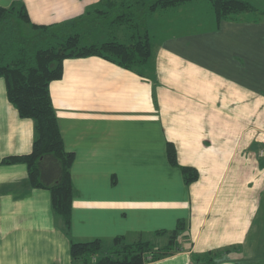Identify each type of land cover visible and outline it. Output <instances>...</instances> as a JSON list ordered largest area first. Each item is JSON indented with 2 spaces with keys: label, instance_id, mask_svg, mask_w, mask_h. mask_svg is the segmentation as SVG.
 Masks as SVG:
<instances>
[{
  "label": "crops",
  "instance_id": "1",
  "mask_svg": "<svg viewBox=\"0 0 264 264\" xmlns=\"http://www.w3.org/2000/svg\"><path fill=\"white\" fill-rule=\"evenodd\" d=\"M98 1L21 0L45 25ZM247 1L262 13L217 23L208 0H190L145 14L152 52L142 74L98 56L63 61L49 88L74 153L70 232L49 191L28 185L25 164H0V264H71V240L118 235L160 247L168 236L154 231L179 219L180 250L144 264H204L192 254L225 248L215 264H264V0ZM33 136L0 77V160L28 153ZM168 141L179 165L198 170L188 185L166 157Z\"/></svg>",
  "mask_w": 264,
  "mask_h": 264
},
{
  "label": "trees",
  "instance_id": "2",
  "mask_svg": "<svg viewBox=\"0 0 264 264\" xmlns=\"http://www.w3.org/2000/svg\"><path fill=\"white\" fill-rule=\"evenodd\" d=\"M188 1L99 0L78 17L49 25L31 22L21 0H12L9 7L0 6V77L4 79L8 101L21 118L31 119L34 126L31 150L5 156L0 164H25L28 185L49 191L52 211L62 219L67 235L76 193L71 178L74 153L65 149L50 95V83L62 76L63 61L67 58L98 56L142 74V69L150 63L152 52V40L143 24V16ZM208 1L217 23L239 13H262L247 0ZM100 19L105 22L107 30L125 29L128 40H118L115 34L110 35V30L105 39H100L99 35L94 40L85 41V33L93 34ZM23 24L34 30L29 39L21 34ZM103 30H96V33ZM165 152L169 163L180 168L185 184L198 178L195 167L178 164L172 142L166 143ZM184 229L185 221L179 219L172 230L154 231L155 235L168 236L167 243L160 247L149 240L127 242L122 235L115 236L108 244L98 238L71 240V264H144L148 260L164 258L180 250L178 239ZM228 251L225 248L202 256L193 253L192 259L215 264L218 254Z\"/></svg>",
  "mask_w": 264,
  "mask_h": 264
},
{
  "label": "rangeland",
  "instance_id": "3",
  "mask_svg": "<svg viewBox=\"0 0 264 264\" xmlns=\"http://www.w3.org/2000/svg\"><path fill=\"white\" fill-rule=\"evenodd\" d=\"M140 15H142V14H140ZM144 17V16H143ZM208 20H210V19H205V21H208ZM100 21V22H99ZM99 21H97V25H96V30L98 31V30H103L104 32H106L105 34H104V32H100V33H96V30H95V32L93 33V34H91V35H87L85 32V37H84V40L85 41H91V40H94L95 38V36H99L100 35V39H105V38H107L108 37V35H107V33H108V31H110L111 30V33H110V35H112V34H115V36H116V38L118 39V40H120V41H123V42H126L127 40H128V34L127 33H121L122 32V30H120L119 32H115V30L114 29H108L107 30V27H106V24H105V22L104 21H102L101 19L99 20ZM105 25V26H104ZM197 26L198 25H196V28H197ZM201 25L199 24V26L198 27H200ZM205 26V25H204ZM194 30H196V29H194ZM33 33H34V30L29 26V25H26V24H23L22 26H21V34L23 35V36H25V37H27L28 39L33 35ZM83 33V34H84ZM261 74H264V73H261ZM166 241V238H165V236H163V237H161V238H158V240H157V244L158 243H161V242H165Z\"/></svg>",
  "mask_w": 264,
  "mask_h": 264
}]
</instances>
